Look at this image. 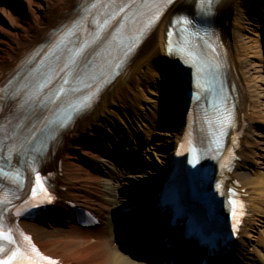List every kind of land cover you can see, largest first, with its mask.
<instances>
[{
	"label": "bare ground",
	"instance_id": "obj_1",
	"mask_svg": "<svg viewBox=\"0 0 264 264\" xmlns=\"http://www.w3.org/2000/svg\"><path fill=\"white\" fill-rule=\"evenodd\" d=\"M3 1L7 6L0 7V77L10 72L34 47L45 42L50 29L78 15L73 12L78 0ZM189 1L178 0L153 26L120 76L102 91L90 112L79 117L73 128L61 136L60 145L46 155L42 170L54 171L51 179L62 204L47 218L17 221L22 230L32 235L44 255L60 259L62 264H149L122 252L121 236L131 224L119 210L131 199L146 202L144 188L161 181L178 143L185 141L180 89L171 73L175 56L167 53L165 47L172 16L180 10L194 8L196 0L191 4ZM255 1L262 11L256 16V24H250L247 19L253 0H219L214 7L218 41L225 49L228 74L235 84L236 118L230 131L234 136L229 138L228 147L239 133L242 137L236 153L239 160L221 184L235 189L236 197L244 200L248 207V218L239 239L226 261L217 259V264H240L237 262L240 256L242 264H264V0ZM10 7L17 9V21ZM245 21L253 27H243ZM241 29L250 30L262 42L251 44L248 36L243 37V41ZM151 85L158 90L151 94L161 97L157 122L147 113L149 108L145 104L149 100L145 86ZM145 119L156 128L154 134L160 138L150 146L157 156L155 165L148 166L142 173L139 169L143 168L136 159L140 158L151 130ZM117 121L125 129L120 128ZM81 135H90L95 142L92 146L83 145L79 141ZM134 149L141 151L132 155ZM95 162L99 164L97 167ZM118 164L130 166L133 172L123 173ZM111 165L115 166L114 173ZM213 168L216 173V165ZM220 192L218 190V195ZM69 201L93 213L98 224L89 228L78 224L75 211L65 204ZM144 210L147 217H154L155 211L149 204ZM142 213L145 212H137L139 220ZM154 223L163 228L156 221L146 222V226L151 224L154 231ZM127 251L133 252L129 248ZM167 251L175 264H182L181 257L172 248ZM146 255L147 252L141 257L146 258ZM158 255L159 252H155L154 257Z\"/></svg>",
	"mask_w": 264,
	"mask_h": 264
},
{
	"label": "rangeland",
	"instance_id": "obj_2",
	"mask_svg": "<svg viewBox=\"0 0 264 264\" xmlns=\"http://www.w3.org/2000/svg\"><path fill=\"white\" fill-rule=\"evenodd\" d=\"M36 1V0H35ZM6 7L7 5L5 4V2L3 1V0H0V7ZM8 9H10L11 11H13V15L15 16L14 18V20L15 21H17L18 19H16V13L18 14V11H16L17 9L16 8H14V7H10V8H8ZM262 11L259 9V7L256 5V1L255 0H253V2H252V9L249 11V13H248V15H247V19L250 21V24L251 23H254V24H256V22H258V19H256V16L257 17H259V13H261ZM18 18V17H17ZM259 23H260V25H263V23L262 22H260L259 21ZM248 25L247 23H246V21H245V24H244V26L243 27H253L252 25ZM240 33L242 34V40L244 41V38L243 37H249L250 38V43L251 44H258V43H260V42H262V40H261V38L259 39L258 38V36L256 35V34H254L253 32H251L250 30H245V29H241L240 30ZM262 35V34H261ZM249 41V40H248ZM148 73V72H147ZM264 73V72H263ZM150 74V73H149ZM152 74V73H151ZM264 75V74H263ZM145 89L147 90V94H148V98H149V100L147 99V102L145 103V104H147L148 105V108H149V111H148V109H147V113L150 115V117H155V121L157 122V118H156V111L158 110V103H159V101H160V99H161V97L158 95V94H151V91H155V90H157V89H155V87H153V85H151L150 87H148V86H145ZM158 91V90H157ZM143 104H144V102H143ZM140 113H142V112H144V111H139ZM147 114V115H148ZM158 117V116H157ZM145 121H146V123L149 125L148 127L151 129L150 131H149V133L147 134V141L148 142H146V144H145V146H143V148H141V150L143 151V152H141L140 153V156H138V157H140V158H137L136 160H137V163H138V165H141V166H143L142 168V170L141 171H139V172H142V173H144V172H146V170L148 169L147 167L148 166H152V164L153 165H155V163L154 162H156V160H157V156L155 155V152L152 150V149H150V146H151V144H153L154 142H156L159 138H158V136L157 135H155L154 133H155V130H156V128L154 129V128H152V126L149 124V121L148 120H146L145 119ZM138 127V126H137ZM143 127V126H142ZM148 128V129H149ZM143 129H144V127H143ZM85 141H86V143L89 145V146H92L93 145V143L95 142V140L92 138V137H87V138H85ZM133 146H134V144H133ZM141 150H136V149H134V151H132L131 152V154L133 155H136V152H139V151H141ZM132 158V157H131ZM94 165H96V167H97V165H99L98 163H96L95 162V164ZM94 165H92L93 167H94ZM118 166H119V169L121 170V171H123V173L124 172H127V173H129L130 174V172H133L132 171V168L130 169V166H126V165H120V164H118ZM112 168H113V171H114V169H115V166H111ZM90 168V167H89ZM90 170H92V169H90ZM140 170V169H139ZM242 262H243V259L241 258L240 260H239V263L240 264H242Z\"/></svg>",
	"mask_w": 264,
	"mask_h": 264
},
{
	"label": "snow or ice",
	"instance_id": "obj_3",
	"mask_svg": "<svg viewBox=\"0 0 264 264\" xmlns=\"http://www.w3.org/2000/svg\"><path fill=\"white\" fill-rule=\"evenodd\" d=\"M169 3L172 2V0H168ZM212 3V0H207V4L208 7L210 8ZM178 22H184V23H188L189 21L187 20L186 17H178ZM0 239H9V237H7V235L3 232H0ZM0 264H8L7 261H0ZM49 264H56V262L54 261H49Z\"/></svg>",
	"mask_w": 264,
	"mask_h": 264
}]
</instances>
